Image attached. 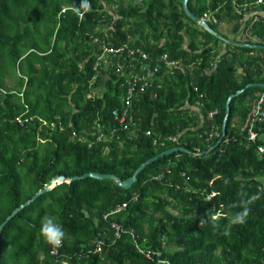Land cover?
Instances as JSON below:
<instances>
[{"label": "trees", "instance_id": "obj_1", "mask_svg": "<svg viewBox=\"0 0 264 264\" xmlns=\"http://www.w3.org/2000/svg\"><path fill=\"white\" fill-rule=\"evenodd\" d=\"M255 1H188L250 48L195 24L183 0H0V226L57 176L126 181L188 151L149 164L130 189L85 178L40 195L4 227L0 264H56L45 217L62 226L70 264H264V138L246 140L263 88L231 100L222 136L229 96L264 83V0L242 8ZM133 74L151 84L126 108ZM114 110H127L123 124Z\"/></svg>", "mask_w": 264, "mask_h": 264}, {"label": "water", "instance_id": "obj_2", "mask_svg": "<svg viewBox=\"0 0 264 264\" xmlns=\"http://www.w3.org/2000/svg\"><path fill=\"white\" fill-rule=\"evenodd\" d=\"M188 1L189 0H183L182 5H183V11L186 14V16L188 18H190L195 24H197L198 26H200L201 28H203L205 31L209 32L210 34L214 35L215 37L223 40L224 42L234 45V46H238V47H256V45H248V44H242V43H237V42H233L230 40H227L225 38H223L221 35H219L218 33H216L214 30L211 29V27L208 25V23H206L205 21L200 20L199 18L195 17L189 10L188 8ZM252 87H259V88H263L264 89V83H251L246 85L243 89H241L240 91L236 92L235 94H232L229 96V98L227 99L226 102V106H225V115H224V120H223V125H222V136L225 135V129H226V123H227V119L229 116V112H230V102L231 100L240 95L241 93H243L245 90L252 88ZM221 142V139L219 140V142L217 143V145ZM216 145V146H217ZM178 151H183V152H188L185 148H172L168 151H165L163 153H161L160 155L146 161L144 164H142L135 172L134 174L126 181H123L121 179H119L117 176L112 175V174H101V173H97V172H90L87 174H84L82 176H73L72 178H66L64 176H57L55 177L53 180H51L49 183H47L44 188L38 192L30 201L24 203L22 206H20L18 209H16L7 219L6 221L0 226V238H1V233L4 229V227L6 226V224L24 207L28 206L32 201L36 200L40 195L49 192L50 190H52L55 186H57L58 184L67 182H73L75 180L78 179H85V178H94L97 180H105V179H110L113 180L115 182V184L122 188V189H130L131 186L136 182L137 180V176L140 172H142L146 166H148L151 163H154L155 161H158L160 159H162L165 156H168L170 154H173L175 152ZM204 153H200V155H203Z\"/></svg>", "mask_w": 264, "mask_h": 264}, {"label": "built area", "instance_id": "obj_3", "mask_svg": "<svg viewBox=\"0 0 264 264\" xmlns=\"http://www.w3.org/2000/svg\"><path fill=\"white\" fill-rule=\"evenodd\" d=\"M262 4V0H257L254 3L250 4V5H244L242 8L244 11L247 10V6H261ZM207 15H204V18H206ZM259 21V17L254 16L253 18V22H258ZM106 53H113L112 50H105ZM133 52H129V55H132ZM142 60L146 59L145 55L141 56ZM163 60L166 61L167 66L169 65H174V63H169L166 60V56L162 57ZM144 70H146V68L142 67V71L144 72ZM158 68L154 69V71L151 73L150 71V77L153 74H156L158 72ZM149 77V78H150ZM148 77H141L139 74H133L130 76V80H128V88L126 91V95L123 98V102L126 108H129L131 105L132 100H134L135 98H137V94L136 92L138 91V83L142 82V84L139 87L140 92H142L144 90L145 87L149 86L151 83L147 81ZM264 103V94H262L259 98H257L255 105H254V114H253V118L251 119L250 123L248 124V128H247V136H246V140L248 142H254L256 141V139L258 137H263L264 138V129H259V128H255V123L256 122H260V121H264V111H262V104ZM126 112L127 110H125L123 113L119 114V112L117 110H114L112 115L113 117H115V119H117L119 121L120 124H123L125 122L126 119ZM213 114H216V112L210 113V116H212ZM124 129H126V126H123ZM103 138V136L101 135L99 137V139ZM257 151L259 155L264 154V147L262 146H258L257 147ZM163 175H161L159 178H162ZM126 205L122 204L119 205L115 208L114 211H112L110 214L116 213V212H120L123 209H125ZM111 228L114 229L116 231L115 235L118 236L119 235V231H120V227L116 224H111ZM98 246L99 244H101V242H97ZM62 247V242L60 243L59 246H55L52 245L51 247V255L54 256L55 258V263L56 264H70L67 263L66 260L68 259L66 256H64L63 254L60 253V248ZM66 257V260H65ZM80 257H78L79 259ZM73 264H78V263H73Z\"/></svg>", "mask_w": 264, "mask_h": 264}, {"label": "clouds", "instance_id": "obj_4", "mask_svg": "<svg viewBox=\"0 0 264 264\" xmlns=\"http://www.w3.org/2000/svg\"><path fill=\"white\" fill-rule=\"evenodd\" d=\"M202 21H205L207 23L208 17L199 18ZM257 100V99H256ZM256 102V101H255ZM252 201H247L243 206V211L235 213L231 218L232 224H243L246 221V217L249 214V209L247 207V203H251ZM219 214L212 216L211 219L213 222L216 221L217 216ZM41 235L50 243L55 246H59L62 242V239L65 236V232L61 225L57 224L53 218L45 217L42 221V227H41Z\"/></svg>", "mask_w": 264, "mask_h": 264}, {"label": "rangeland", "instance_id": "obj_5", "mask_svg": "<svg viewBox=\"0 0 264 264\" xmlns=\"http://www.w3.org/2000/svg\"><path fill=\"white\" fill-rule=\"evenodd\" d=\"M232 27V25H228V26H226V25H224V26H219V27H217V32L216 33H218L219 35H221L222 37L223 36H225V37H227L228 39H232V38H236V39H241V36H234V35H232L230 32H229V29ZM217 38V37H216ZM217 39H219V38H217ZM226 39V38H225ZM219 41H221V42H224L223 40H221V39H219ZM218 46H222V47H224L223 46V43H220ZM262 57H264V55H261ZM7 83L8 84H13V81H9V80H7ZM104 138V137H103ZM107 150V149H106ZM59 185V184H58Z\"/></svg>", "mask_w": 264, "mask_h": 264}]
</instances>
